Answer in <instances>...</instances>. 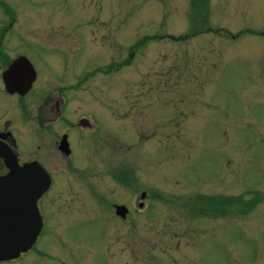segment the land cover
Listing matches in <instances>:
<instances>
[{
  "label": "rangeland",
  "instance_id": "obj_1",
  "mask_svg": "<svg viewBox=\"0 0 264 264\" xmlns=\"http://www.w3.org/2000/svg\"><path fill=\"white\" fill-rule=\"evenodd\" d=\"M7 1L18 14L12 30L28 32L21 48L36 84L56 77L42 53L60 42L74 47V69L101 68L69 106L101 130L90 180L101 208L50 225L38 253L17 264H232L231 255L249 264L254 249L264 255V203L249 215L239 202L202 211L205 198L264 194V0H208L197 24L191 0ZM83 148L73 143L77 159ZM115 203L141 214L120 221Z\"/></svg>",
  "mask_w": 264,
  "mask_h": 264
},
{
  "label": "flooded vegetation",
  "instance_id": "obj_2",
  "mask_svg": "<svg viewBox=\"0 0 264 264\" xmlns=\"http://www.w3.org/2000/svg\"><path fill=\"white\" fill-rule=\"evenodd\" d=\"M97 22L100 21H96V19L94 21L86 20L83 26L86 27L90 23L97 24ZM16 23H18V14L13 10L9 1L0 0V153H6L11 159L14 158L20 167L25 164L39 165L49 177L46 178V190L35 201L41 218V228L33 244L28 251L21 253L17 258L0 261V264H17L27 253H38L37 246L47 228L53 225L61 230L63 228L60 226L62 225L60 222L62 218L68 223L72 220L75 223L88 217L90 209L101 208V194L94 191L91 182L95 177L91 174L95 168V158L101 161V130L96 128L91 116L81 115L78 112L71 113L69 110L75 94L78 95L79 92L88 90L87 88L82 91L83 88L87 87L89 77H92L94 72H98L100 67L90 70L87 65H81L78 69H74L72 65V59L76 55L72 54L74 47H66L64 46L65 43L60 42L59 45H53L52 48L42 53L46 58L44 59L47 61L46 65L55 70L54 75L56 77H49L45 83L36 84L38 80L37 71L30 58L23 53V48H21L28 44L25 40L28 32L25 30L13 31L12 27ZM51 33L56 37L54 40L61 38L58 37L57 32ZM87 34L101 35L96 30L89 31ZM69 38L72 37L67 34V37L62 40H69ZM11 39L19 42H14ZM11 45L17 46L13 49L10 48L11 51L14 50L13 54L9 52ZM25 59L33 72L26 64ZM15 61L20 62L19 69L7 86L6 75ZM27 66L31 72H27ZM76 76L77 80L74 81ZM15 77L21 80H16ZM31 77L32 81L27 82L26 78L31 79ZM17 132H21L25 144L29 143L25 151L20 150L21 141ZM85 140H89L88 146ZM77 141L82 148L83 146L88 148L82 149L83 151L85 149L86 152L79 159L76 158L77 151L73 149V143ZM62 165L64 166V173L61 175L59 167ZM82 170L83 174L80 173ZM9 171L6 159L0 154V178L8 174ZM31 179L37 181L39 178L34 176ZM115 182L118 184L119 180L116 179ZM234 185L233 181L229 184L230 187ZM141 193H144L143 198L146 199V193L143 191ZM141 193L140 197L142 196ZM10 195L16 194L0 191V197L5 198ZM226 195L229 196V194ZM237 195H239L237 197L239 201L243 202L242 207L244 205L252 207L249 211L247 209L249 213L246 215L264 203V194L258 192L256 188L242 190ZM4 198H0V206L8 203L4 201ZM254 200L256 202H253ZM147 205L143 215L148 219L153 216L149 204ZM117 206H124L127 209L124 217L116 214ZM136 206L142 208L143 203L139 201ZM232 207L233 202L229 199L222 211ZM112 208L120 221H125V217L132 212V216L137 217L141 212L137 211L135 207L133 209L126 207L125 204L115 203L112 204ZM196 210L199 211L200 208ZM64 244L62 242V245ZM256 250L254 249V254L248 259V263L264 264V255H260ZM230 259L232 264H236L233 255ZM72 264H83V262L79 263L78 261V263Z\"/></svg>",
  "mask_w": 264,
  "mask_h": 264
},
{
  "label": "water",
  "instance_id": "obj_3",
  "mask_svg": "<svg viewBox=\"0 0 264 264\" xmlns=\"http://www.w3.org/2000/svg\"><path fill=\"white\" fill-rule=\"evenodd\" d=\"M26 64H30L25 59ZM19 61H15L6 75L7 86L13 75L19 69ZM28 66L27 72L30 71ZM17 74V73H16ZM16 80H21L16 78ZM27 82L32 81L26 78ZM10 169L9 173L0 178V191L15 193L4 198L8 202L0 206V261L17 258L21 253L29 250L41 228V218L35 206L37 198L46 190L47 172L39 165H17L14 158L6 153H0ZM37 177V181L31 177ZM30 177V179H29ZM26 193V194H21ZM144 193L142 194V197ZM14 203V204H13ZM127 209L124 206L116 207V214L124 217Z\"/></svg>",
  "mask_w": 264,
  "mask_h": 264
},
{
  "label": "trees",
  "instance_id": "obj_4",
  "mask_svg": "<svg viewBox=\"0 0 264 264\" xmlns=\"http://www.w3.org/2000/svg\"><path fill=\"white\" fill-rule=\"evenodd\" d=\"M198 1L199 0H191L190 1L191 2L192 9H193L192 13L195 12V11L198 12L197 15L195 16V19H193L191 17L192 18V21L195 22V24H197L198 22H201L202 20L205 21L206 17L203 15L202 12L208 7V0L207 1L206 0H202L201 2H198ZM205 22H207V21H205ZM197 34H199V32L196 29L192 28L191 33H190V36H195ZM146 40H148V38L145 39L142 43H145ZM117 179L120 182L127 183V180L126 179H121V178L120 179L117 178ZM204 200H205V202H202L203 203L202 206L204 207L202 211L208 212L209 209L219 210V209H222V208H224L226 206V200L225 201H222L223 198H220V197H217V198L214 197V200L213 201H207L206 198ZM232 202H233V204H236L238 202L240 204L243 203L241 200L239 201V198H236V199L232 200ZM253 202H256V200H254ZM197 206H198L197 208H200V210L202 209L201 205H197ZM245 207H246V209H248V211L252 209V207H248L247 205H245L242 209H245ZM202 213H204V212H202ZM204 214H207V213H204Z\"/></svg>",
  "mask_w": 264,
  "mask_h": 264
}]
</instances>
